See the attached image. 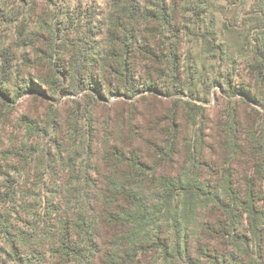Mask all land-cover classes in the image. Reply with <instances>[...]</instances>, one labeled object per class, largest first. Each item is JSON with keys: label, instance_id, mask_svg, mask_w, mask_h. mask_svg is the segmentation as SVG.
<instances>
[{"label": "trees", "instance_id": "obj_1", "mask_svg": "<svg viewBox=\"0 0 264 264\" xmlns=\"http://www.w3.org/2000/svg\"><path fill=\"white\" fill-rule=\"evenodd\" d=\"M193 2L111 0L104 21L95 7L38 15L21 33L35 60L0 49V123L28 93L44 103L0 155V207L31 217L27 228L0 211L6 261L264 264V0L248 15L260 43L244 34L248 77L233 65L213 114L184 56ZM200 38L216 51L212 31ZM73 90L88 91L56 105ZM105 92L139 97L116 111Z\"/></svg>", "mask_w": 264, "mask_h": 264}, {"label": "rangeland", "instance_id": "obj_2", "mask_svg": "<svg viewBox=\"0 0 264 264\" xmlns=\"http://www.w3.org/2000/svg\"><path fill=\"white\" fill-rule=\"evenodd\" d=\"M32 1V8L30 2ZM196 1L193 2L196 4ZM254 0H198L199 5L194 6L193 3L189 5L188 12V35L185 38L184 43V56L186 64L191 65L195 70V78L198 79L199 89L201 91V97L206 102L208 112L213 114L216 107L225 100V78L233 71V65L236 64L242 76L248 77L247 71L243 68L248 65L251 55L243 52L246 48H242L246 43L245 33L251 32L252 39L249 49L253 45L260 43V31L257 28L259 26L255 21L250 20L248 17L251 6ZM111 0H57L56 2H50L48 0H0V49L10 48L16 51V56L19 62L27 63L26 55H30L32 60L36 59L33 50L26 44L27 39L30 36V32L33 28V21L38 15L48 18L52 13H60V19L64 20V14H69L70 19L75 18V15L79 10L85 11L87 8L95 7L97 9V18L100 21H104V17L110 8ZM188 8V7H187ZM28 18V19H27ZM26 19V20H25ZM57 19V25H60L62 20ZM30 24V30L27 33L28 38L22 40L21 33L25 23ZM69 25V22H66ZM237 25L241 32L234 30ZM264 25V23H262ZM256 29V30H255ZM212 31L216 37V51L211 49L208 51L206 46L200 38L201 33ZM19 41V42H18ZM244 53V54H241ZM26 60V61H24ZM29 64V63H28ZM28 66V65H27ZM24 65V67H27ZM31 71V72H30ZM50 70L46 65H42L41 72L48 73ZM24 75L32 77L37 75V70L33 67L25 68ZM25 76H20L21 82ZM238 79L237 76H235ZM213 79L217 80V83L212 87L211 92L206 94L210 83ZM66 89L69 87L66 86ZM88 90L78 92L73 90L72 92L60 96H56L58 99L56 105H63L69 100H83L84 94ZM97 96L98 93L93 91ZM35 93H28L22 99H20L8 112L9 117L4 119L0 123V155H6L8 149L13 144H18L19 139L22 138L24 128L21 127V118L23 115H32L37 112L44 111L43 99L36 98ZM106 96L100 98L101 103H104L110 108H114L117 103L127 101L132 102L134 99H130L124 94H111L105 92ZM163 100L167 99V96L160 95ZM45 104L52 101V98L45 96ZM240 95L234 97L239 98ZM169 98V97H168ZM173 98V97H172ZM185 99L187 97L185 96ZM199 119V118H198ZM23 126V125H22ZM192 129V127H189ZM21 130V132H20ZM17 136V140L14 137ZM49 139H43V143L49 146ZM51 145V143H50ZM1 158H3L1 156ZM2 161V159H1ZM13 164V163H12ZM10 164L12 173H16L13 169L14 165ZM3 177L0 175V180ZM9 208V207H8ZM18 208V207H16ZM0 211L5 214H11L12 217L17 216V220L22 227L29 226L31 217L27 214L16 213L15 208L5 209L0 207ZM0 248L7 250L8 246L5 245L4 237L0 234ZM6 256L0 249V264H18L14 261H6Z\"/></svg>", "mask_w": 264, "mask_h": 264}]
</instances>
